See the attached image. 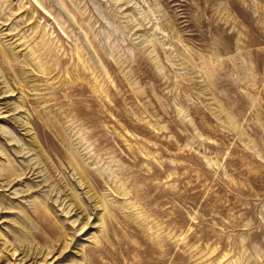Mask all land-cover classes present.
<instances>
[{
	"label": "rangeland",
	"instance_id": "374dc122",
	"mask_svg": "<svg viewBox=\"0 0 264 264\" xmlns=\"http://www.w3.org/2000/svg\"><path fill=\"white\" fill-rule=\"evenodd\" d=\"M0 264H264V0H0Z\"/></svg>",
	"mask_w": 264,
	"mask_h": 264
},
{
	"label": "bare ground",
	"instance_id": "6f19581e",
	"mask_svg": "<svg viewBox=\"0 0 264 264\" xmlns=\"http://www.w3.org/2000/svg\"><path fill=\"white\" fill-rule=\"evenodd\" d=\"M14 255V254H13Z\"/></svg>",
	"mask_w": 264,
	"mask_h": 264
}]
</instances>
